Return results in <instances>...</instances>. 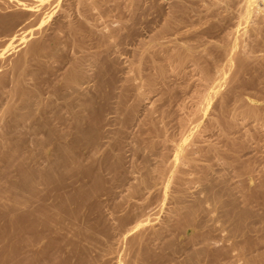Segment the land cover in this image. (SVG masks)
<instances>
[{
  "label": "bare ground",
  "instance_id": "obj_1",
  "mask_svg": "<svg viewBox=\"0 0 264 264\" xmlns=\"http://www.w3.org/2000/svg\"><path fill=\"white\" fill-rule=\"evenodd\" d=\"M262 102L264 0H0V264H264Z\"/></svg>",
  "mask_w": 264,
  "mask_h": 264
},
{
  "label": "rangeland",
  "instance_id": "obj_2",
  "mask_svg": "<svg viewBox=\"0 0 264 264\" xmlns=\"http://www.w3.org/2000/svg\"><path fill=\"white\" fill-rule=\"evenodd\" d=\"M148 20H150V21H155L154 22V24L156 25V23H158V21H159V19H157V18H155L153 15H151V16H148ZM155 33H156V30L155 29H153V30H148V31H145L144 33H143V35H142V37H141V39L142 40H145L147 43H146V45H140V44H138L139 42H138V40L136 41V43L135 44H133V45H122V46H120L119 47V49H120V52H121V58H122V60H123V63H124V65L127 67L126 68V70H129V68L132 70L133 68H134V65H131V63H129V59H133L134 57H135V54H136V52H135V50L136 51H139V52H144L145 53V55H148L147 54V51H146V49L148 48V46H151V44H153L155 41H158V39H156L155 38ZM165 39H167V34H166V37H165ZM141 63L142 64H146L147 63V61H146V59L145 58H143L142 60H141ZM114 101H116V98H113V100H112V104L114 103ZM258 103H260V102H258ZM262 103H264V102H262ZM115 104V103H114ZM110 115L111 116H114V117H117V118H119L120 117V113L118 112V110L117 109H115V108H113L112 109V112L110 113ZM118 120H116L115 122H114V125L113 126H118ZM252 125V124H251ZM249 126V125H248ZM168 128H169V131H171V132H173V131H177V127H176V125H175V120H173V121H171L170 123H169V125H168ZM45 131V130H44ZM178 132V131H177ZM216 168H220L219 166H217V167H215V169ZM239 178H237V177H233L232 179H231V182H235V181H237ZM198 185H196V187H195V189H198ZM123 194H125V197H119V198H117L116 199V201H122L123 203H124V205L126 206L128 203L126 202L127 200H126V197H128V191H124L123 192ZM105 199H107L108 198V195H104L103 196ZM53 199L52 198H50V199H48V201L50 202V201H52ZM132 200H134V199H131V202H132ZM107 205H108V208H107V210H106V212H108V211H110L112 208H114V210L116 209H121V208H117L116 206L115 207H112V208H109V207H111V205H112V202L111 201H109L108 199H107ZM256 206H255V208H262L263 207V205L261 204V203H259V202H257L256 204H255ZM67 230H68V228H64L63 230H61L60 232H61V234H63V233H66L67 232ZM59 235V234H58Z\"/></svg>",
  "mask_w": 264,
  "mask_h": 264
}]
</instances>
